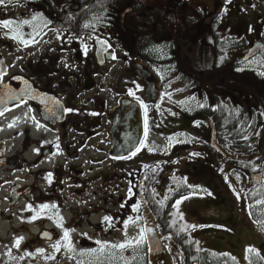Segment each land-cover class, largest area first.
<instances>
[{"label": "flooded vegetation", "instance_id": "1", "mask_svg": "<svg viewBox=\"0 0 264 264\" xmlns=\"http://www.w3.org/2000/svg\"><path fill=\"white\" fill-rule=\"evenodd\" d=\"M5 20L13 23H0V222L17 224L15 255L49 247L57 260L67 254L60 264H172L165 242L178 219L165 226L158 204L171 201L175 216L206 176L224 184L232 170L238 183L250 182L264 166V57L244 59L264 46V0H3ZM255 60L259 68L248 71ZM230 105L238 114L231 124ZM245 143L247 154L230 148ZM88 147L98 156L88 155L83 170ZM243 199L264 203V195ZM74 205L93 209L78 214ZM95 210L104 213L93 223ZM256 221L264 226V217ZM141 229L156 232L160 253L150 252L149 232L141 248L99 251L97 241L118 233L131 241ZM257 245L249 249L264 264Z\"/></svg>", "mask_w": 264, "mask_h": 264}, {"label": "rangeland", "instance_id": "2", "mask_svg": "<svg viewBox=\"0 0 264 264\" xmlns=\"http://www.w3.org/2000/svg\"><path fill=\"white\" fill-rule=\"evenodd\" d=\"M198 44L199 43L197 42V47ZM249 68L250 70L248 71H257V69L259 68L258 62L256 60L255 62L253 61V65H250ZM263 143L264 125L261 127L258 134V147L263 148ZM82 153L83 156L78 161V165L83 164L81 169L87 170L89 167L87 164V157H89L88 155L94 156V153L90 149ZM96 156H98V154L95 152L94 157ZM72 174H75V172L70 171V175ZM229 175H231V177H229ZM229 175L227 176V179L224 180V184L221 183V179L219 180V178L215 180L212 174L206 176V178H204L202 181L200 180L201 183H198L197 185L201 187V191L199 193L191 195L190 198H187L186 201L181 205V208L183 209L180 208L179 212L177 213L175 211L174 214L180 219V221H184V228L192 229L193 237H195V240L197 241V247L205 248L217 253L226 252L235 257L240 264H244L247 262V258L246 256H242V254L238 251V248L247 243H253L258 246L257 244L261 242L264 243V240H261L259 237L254 235L249 229L241 233L239 227L243 224L245 217L247 219L249 218L248 215L249 213L251 214L252 211L255 213V215L259 214L263 217L264 211H262L260 207H255V209L253 208V210H250L244 205L246 203L245 199H243V197H245L246 195L244 191L250 184L248 177L246 176L244 178V181H242L243 183H238L240 179L232 176V170L229 172ZM228 179L229 181H227ZM83 180L85 179L83 178ZM64 184H66V181L64 182ZM218 184H220V186L222 184L228 189L227 190L225 188L227 192V194L225 192V195L228 196L229 199H226L225 196L223 197L220 192L216 190ZM236 184L237 186L241 184L244 185V188L240 190L239 193H234V191L230 187L235 186ZM64 193L67 194V192ZM118 195L119 193L117 194V196ZM197 198H203L201 201L202 204H197L199 203ZM259 204L260 202H258V204L256 205ZM74 207H79V209L77 210L78 214L84 213V209L86 208L88 209V211L93 209L86 205H74ZM110 212H112V210H110ZM103 213V210L99 212L95 210L94 213H91V215L88 216V218L91 219V222L94 223L98 220V218L102 217ZM70 217L71 216L67 212H64V218L67 219ZM84 218L86 217H79L78 221ZM80 224H82L81 228L88 229L86 227L85 220H83L82 222L80 221ZM16 225V222H14L13 224H11L10 222H0V264H21L25 262L27 264H60L63 261L64 263L67 261V254L65 252L64 258L60 257V259L57 260L56 257L53 256L54 253L53 251H50L49 247L36 249L29 255H25L24 252L19 253L20 255H15L14 251H17L18 249V246L16 245L18 237L13 235V229L11 227L14 226V228H16ZM139 234L140 232H132L131 241H133V247L136 246L141 248L145 245V239L139 244L136 243V240L139 238ZM206 235L211 236L209 241L205 240L204 236ZM107 240L109 241L107 242L108 244H119L125 242L127 239L124 240L118 233L117 237H110ZM67 243L69 244V241H64V244ZM5 249L7 252L5 251ZM113 250L117 251L123 249L113 248ZM261 251L262 255H264V246L261 247ZM70 259L75 262V259H73L72 257H70ZM164 264L171 263L165 260Z\"/></svg>", "mask_w": 264, "mask_h": 264}, {"label": "trees", "instance_id": "3", "mask_svg": "<svg viewBox=\"0 0 264 264\" xmlns=\"http://www.w3.org/2000/svg\"><path fill=\"white\" fill-rule=\"evenodd\" d=\"M231 107L232 106L230 105V111ZM231 113L234 114L229 119V124H231L232 121L236 120L238 117V114L234 109L231 111ZM244 119L246 121L245 117ZM237 133V129L229 130V134H233L234 137H236ZM230 148H238L240 152L247 154L248 152L252 151L253 146L251 144L245 143L238 147L230 145ZM254 163L256 162H244V165L248 168H252ZM178 195L179 194H176L175 198ZM258 195H264V180L257 185H252L251 183L249 184V190L246 192V198L249 203L251 204L252 198ZM249 209L253 210V206H249ZM157 210L155 211V214L157 215L159 213V217L163 219L162 223L165 226L168 225L170 220L178 219L172 214L170 215L172 212L171 201L164 200L162 204L159 203ZM251 217L255 220L258 218L253 211L251 212ZM260 219H263V217L261 216ZM184 224L185 223L183 221L178 219L177 223L171 228L172 231L170 234L174 236V239L165 242V244L168 246L167 250L170 254L172 264H240L235 257L227 254L226 252L217 253L205 248L197 247L195 239L189 235L188 230L184 229ZM246 258L247 262L244 264H261V260L254 254L253 251H248Z\"/></svg>", "mask_w": 264, "mask_h": 264}, {"label": "snow or ice", "instance_id": "4", "mask_svg": "<svg viewBox=\"0 0 264 264\" xmlns=\"http://www.w3.org/2000/svg\"><path fill=\"white\" fill-rule=\"evenodd\" d=\"M2 2H3V0H0V3H2ZM35 19H36V17L34 16V17H33V20H35ZM0 23H3V26H4L5 28H9L10 25H11L13 22H12V21H9V20H5V21H2V22H0ZM28 23H30V22H29V21H22V22H20V25L28 24ZM85 27H88V25H85ZM36 34L39 35V33H36ZM15 38H20V39H21V43H24V44H27V43L29 42L28 40H24L23 38H21V37H20V34H19L18 31H17V33H16V37H15ZM97 40H98V42H99L101 45H105V44H107V41L99 40V38H97ZM32 42H33V43L35 42L34 37L32 38ZM112 58H113V59H116L115 54L112 55ZM136 88H137V90H139V85H137ZM128 94H129V95H132V96H135V93L132 91V89H129V93H128ZM137 99L139 100L138 97H137ZM140 104H141V107H144V108L146 109V105H144L143 101H140ZM64 111H65V112H69V111H72V110H71V109H64ZM0 115H3V113L0 112ZM10 126H11V125H10ZM37 126H38V127H42L43 125H40L39 122H37ZM145 127H146V132H145V135H146V134H147V125H146ZM141 143L143 144V142H141ZM138 150H139V149H137V151H138ZM134 154H135V153H134ZM193 155H199V153H194ZM50 176H51V174H49V177H50ZM183 199H187V197H183ZM180 203H181V201H180V200H177V201H176V204L173 205V207H177ZM29 207H31V206H29ZM39 207H40V209L43 210V209L48 208L49 205H47V204H43V205H40ZM53 207H55V205H53ZM133 210H134V211H137V210H138V206H134V209H133ZM181 218H182V217H181ZM32 219H36V217L34 216ZM104 220H105V221H111V220H112V217L105 216V217H104ZM134 222H135V221H133L131 217L129 218V220L124 221L123 223H124V227H125V229H127L129 223H134ZM150 231H151V229H141L140 234H139V238L136 240V243L139 244V243L143 242V240H144V238H145V233H146V232H150ZM125 235H127L126 231H125ZM63 239H64L65 241H69V233H68L67 230L64 231ZM19 242H20V241H19V239H18V240L16 241V245H17V246L19 245ZM96 243H97V244H100V249H99V251H100V252H103L104 249H105V247L124 249V248H126L127 246H130V245L133 243V241L126 240L125 242H123V243H119V244H107L106 242L102 243V242H100V241H97ZM54 247L56 248V250H59V243H58L57 245H55ZM68 247H69V248L71 247L70 241H69ZM40 251H42V250H40ZM96 251H97V249H92V250H90V252H96ZM248 251H254V250H253V249H248ZM82 254H83V253H82Z\"/></svg>", "mask_w": 264, "mask_h": 264}, {"label": "water", "instance_id": "5", "mask_svg": "<svg viewBox=\"0 0 264 264\" xmlns=\"http://www.w3.org/2000/svg\"><path fill=\"white\" fill-rule=\"evenodd\" d=\"M260 51L264 57V46L262 43H256L251 49H250V54L246 55V57L244 59H248L250 56H253L254 54H256V52ZM145 73H148L149 77L151 78V71H147ZM153 76V75H152ZM264 173V166L263 168L260 170V172L252 174L251 175V182L253 185L259 184L262 181V176ZM148 245L150 248V251L152 254H157L160 253L162 250V245H161V241L159 240L156 232H149L148 235Z\"/></svg>", "mask_w": 264, "mask_h": 264}, {"label": "crops", "instance_id": "6", "mask_svg": "<svg viewBox=\"0 0 264 264\" xmlns=\"http://www.w3.org/2000/svg\"><path fill=\"white\" fill-rule=\"evenodd\" d=\"M221 195L224 197V193L222 191H221ZM180 208H181V206H180ZM181 209H183V208H181ZM239 228H240L241 233H243L245 230L249 229L254 235H256L257 237H259L261 240H264L262 230L255 223H253L249 218L247 219L245 217L244 218L243 225L240 226ZM210 237H211L210 235L204 236V238H205L206 241H209L210 240ZM253 246L257 247L253 243H247V244L239 247L238 248V251L242 254V256H245L246 255V249L249 248V247H253ZM227 250H225V251H227Z\"/></svg>", "mask_w": 264, "mask_h": 264}]
</instances>
